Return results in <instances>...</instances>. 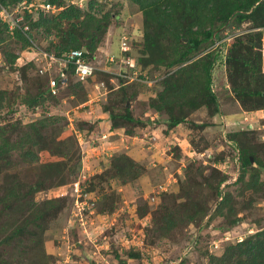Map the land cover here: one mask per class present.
Here are the masks:
<instances>
[{"label":"rangeland","instance_id":"374dc122","mask_svg":"<svg viewBox=\"0 0 264 264\" xmlns=\"http://www.w3.org/2000/svg\"><path fill=\"white\" fill-rule=\"evenodd\" d=\"M43 1L48 0H31V3L37 5ZM64 1L65 5L75 2L85 10L90 0ZM95 1V11H101L102 17L109 15L111 18L105 39L99 44L93 60L96 66L109 71L113 66L109 59L122 56L125 40L129 48L132 47L134 61L147 59L145 47L158 39L155 35L158 24L146 17L130 0ZM259 9L262 12L257 13L256 18L263 19L264 23V7ZM184 10L179 8L182 13ZM15 13L21 15L19 20L23 19L22 8H16ZM189 13L192 14V11L187 10L186 15ZM237 15L219 30L216 27L214 43L205 42L189 56L195 58L193 63L202 57V60L213 61L212 55H216L211 70V87L220 103L221 113L212 116L206 107L193 112L186 107V111L190 112L186 122L170 130L164 121L168 118L167 114L157 113L150 106L152 100L163 91L162 81L180 69L187 70L184 73L186 78L193 71L197 72L201 84H205L207 78L203 79L201 66L200 69L197 67L199 70L194 66L182 69L186 64L168 69L151 64L147 72L152 82L148 81V86L133 84L138 96L131 99L128 105L134 109L133 114L137 119L148 120L146 122L159 120L160 125L155 129L138 126V136L144 138L134 137L130 140L125 136L124 129H112V121L103 109L105 104H113L122 98L118 89L124 81L119 82L116 74L110 80L112 86L109 84V87L107 74L101 71L92 79L71 80L69 85L83 86L81 92L85 94L86 102L79 105L67 85L57 96V102L48 101L43 108L27 107L23 102L30 98L29 94H36V80L40 78V73L30 65L36 61V53L43 51L47 42L32 39V48L20 50L18 42L8 37L4 27L6 22L0 20V39H7L9 45L5 47L4 43H0V90L6 92L0 109V125H27L44 117L60 116L63 118L60 125H66L75 133L81 158L78 173L70 175L65 170V175L69 176L67 184L45 188L35 193L34 198L28 199L39 204L57 200L55 208L59 215L51 216L46 223L35 224L32 219L34 214L25 207L26 202L18 201L17 194H25L42 173L39 164L31 165L21 158L22 140L13 132L11 165L0 175V242L11 228L16 229L22 222L26 224L27 231L21 238H12L9 245L1 246L0 264H33L34 260L37 264H219L218 258L227 248L258 231H264V187L255 192L248 191L240 182L242 170L237 162L239 152L235 148L249 151L256 148L259 157L264 158V129L260 126L264 118L262 122L255 123L249 117H243L241 120H230L229 126L222 118L234 109L243 110L235 97L246 81L236 79V74L232 80L230 68L225 64L232 40L244 35L255 44L261 34L264 49V27L254 29L255 23L250 20L240 23ZM193 21L185 17L176 31L168 28L169 32L167 30L165 34H162L164 29L160 28L162 38L158 46L166 61L179 58L187 50L184 43H188L189 39L185 38L180 44L177 34H184L186 28L199 33V24ZM163 23L168 25L166 21ZM209 28L204 25L203 31ZM146 35L152 38L148 39ZM198 38L202 39L204 35ZM11 43L15 44L10 46ZM255 49L256 52L258 49ZM5 52L18 55L15 66L8 63ZM24 67H28L26 76L21 71ZM261 67L264 72V58ZM258 80L257 75H253L249 82L256 86ZM113 85L116 88L112 92L110 88ZM186 87L189 89L183 96L192 98L198 95V84L188 81ZM192 87L194 89L188 93ZM115 110L124 111L123 105L119 102ZM79 127L84 131H80ZM233 134L234 138L231 136ZM122 154H128L139 163L144 168L143 172L133 181L123 182L111 177L101 182L97 191L89 193L91 183L100 182L96 177L110 166L112 158ZM42 156L44 162L58 158L49 152ZM261 181L264 186V174ZM50 182L45 181L49 186ZM218 186L223 196L229 195L236 215L228 217L226 207L224 214L217 213L220 202L216 192ZM101 195H114L117 206L113 212H109L110 207L106 202L100 201ZM169 215L174 221L168 227L164 218ZM235 218L241 219V222L232 227L230 222ZM39 242L42 244L36 251Z\"/></svg>","mask_w":264,"mask_h":264},{"label":"trees","instance_id":"16d2710c","mask_svg":"<svg viewBox=\"0 0 264 264\" xmlns=\"http://www.w3.org/2000/svg\"><path fill=\"white\" fill-rule=\"evenodd\" d=\"M130 1L136 4L140 11L144 12L146 17L153 19L158 24L155 31V35L158 36V39H154V42L147 46L145 45V51L148 52L145 54L147 59L142 58L139 62H137V59L134 61L135 58L132 55V47H130L128 51H122V56L116 58L113 62L109 59V63L113 66L110 67L109 71H104V73L107 74L106 83L108 87L109 84L112 86L110 80L115 76V73L121 72L123 75L127 76V78L116 76L119 82L124 81L123 85L118 89L122 93L121 100L103 106L104 112L109 115L112 121V129H124L125 136H127V138L129 137L130 140L138 136V126L143 128L152 126L155 128L157 125H160L159 120L146 122L148 120L137 119L136 115L133 114L134 109L128 105L131 99L138 96L136 87H132V85L143 84L148 86V81H151V75H149V77L147 72L149 66H152L151 64L155 66L162 65L168 69H173L182 64H186L182 69L187 66H194L195 69H198L199 66H201L203 69V79L207 78L205 84H201V77L197 75V72L193 71V73L186 78L184 73L187 70L180 71V69L162 81L163 91L159 92L157 97L152 100L150 106L157 113H162V115L167 114L168 118L164 121H166L170 130L186 122L190 114V112L188 113L186 111V107L192 112L199 108L206 107L209 109V113L212 116L221 113L220 103L211 87V70L216 55H212L213 61L202 60V58H204L202 57L199 59L200 61L197 60L193 63L191 62L195 58L192 59L189 58V56L192 52L197 51L205 42L211 41L214 43V34L216 30L226 25L227 21L237 13V19L240 23L250 20L255 23L254 26L256 27L254 29L264 27L263 19L256 18V16H258L257 13L262 12L259 8L264 7V0H181L182 2H180V0ZM88 2L89 4L85 10L75 2L65 5L64 0H48L37 3V6L41 4H50L60 9L55 13L41 8L37 10L32 9L30 12L28 6L31 4V0H0V5L4 6L10 13H15L16 8H22L24 11L23 20L18 22L14 29H10L9 22L4 23L5 31L9 34L8 37L18 42L21 46L20 50H25L28 47L29 49L32 48V39L46 41L47 43L43 51L53 55L57 59L65 57L74 49L82 50L86 48V58L90 63L96 65L93 60L99 49V44L105 39L111 18L109 15H104L102 17L101 11H95V6L97 5L95 0H90ZM179 8L185 9L183 13L179 11ZM187 10L192 11V14L189 13V15H186ZM14 15L16 18L21 16L19 13H15ZM184 16L194 20L193 22H197L200 31L199 33H195L196 31L186 28L184 34H177L176 37L180 41V44H183L182 41H184L185 38L189 39L188 43H184V45L187 46V50L182 52L179 58H175L173 61L168 62L166 58L161 55L163 52L158 46V42L160 38H162V34H165L168 28H171L170 30L175 29L176 31V27L182 23V20L185 18ZM163 20L166 21L168 25L163 23ZM204 25L210 28L207 31H203ZM216 27L218 29H216ZM160 28L164 29L162 34L159 32ZM199 35H204V38L199 39ZM146 37L148 39L152 38V36L148 35H146ZM0 43H4L5 47L9 46L7 45V39H0ZM14 44L15 43H11L10 46ZM255 48L258 49L256 52ZM263 50V37L261 34H259V40L255 44L253 40H248L244 35H240L232 40L231 47L225 59V64L230 68L229 71L232 80L235 78L234 76L236 74V79L240 78L243 79L244 82L246 81V84L242 85L244 87L239 90V92H236L237 96L235 97L242 106V109L246 112L264 109V89L261 90L264 87V72L261 67L264 58ZM209 54L210 53L205 56ZM4 55L11 66L16 65V61L19 58L17 57L18 55L10 54L9 52H5ZM31 66L39 73L35 62L31 63L30 67ZM27 70L28 67L21 69L24 76H26ZM75 70L76 68L73 65H70L68 69H66V82L56 73L58 71L55 70L51 75L40 74V78L36 80V94H29L30 98L23 103L29 108H43L48 101L57 102V96L67 85L70 94L73 98L77 99L78 105L84 102L86 96L81 92L83 86L81 84L73 85V83L69 85L71 80L77 78ZM54 75L56 76L54 77ZM253 75H257L259 78V82L256 86H253L249 82ZM134 77L135 79H133ZM52 79L57 81L58 92L56 94H53V89L51 88ZM188 81L200 86L199 93L196 97L193 96L191 98L189 96L190 98H188L187 96H183L189 89L186 87ZM115 88L114 86L110 89L113 92ZM193 89L194 87H192L188 93ZM83 94L84 96H82ZM5 95L6 92L0 90V109L3 107ZM119 102L124 108L122 112L115 110V106H117ZM61 120L63 121V118L60 116H49L27 125H23V123H10L6 126L0 125V175L11 165V137L15 132L22 140L20 141L21 145H23L21 158L26 163L31 165L39 164L40 166V173L42 174L38 176L39 180L36 184L29 186L28 190L24 192L25 194H17L18 201L26 202L24 204L25 207L29 209L31 214H34L32 219L35 224L46 223L51 216L57 217L59 215L58 209L55 208L57 206V200H47L39 204L34 200L28 201V199L30 197L34 198L35 193H39L45 188L59 187L63 184H67L66 181L69 176L65 175V170H68L70 175H72L78 173L81 165V158L79 157L80 147L75 138V133L69 130L66 125H60ZM79 130L84 131L82 127H79ZM231 136L234 138L235 135L233 134ZM235 148L239 152V159L237 162L242 170L240 182L244 183L248 191L255 192L262 189L264 186L261 185V175L264 174V158L259 157L256 148H251L250 151L246 149L242 150L238 147ZM46 152L58 158L44 162L42 155ZM74 161H76V164H74ZM3 163H6V165ZM143 170L144 168L128 154L118 155L113 157L110 166L96 177L100 182H98V184H94V182L91 183L88 192L97 191L99 186H101L103 182L108 181L111 177L119 178L123 182L133 181ZM247 174L249 175L248 180L245 181ZM49 180L51 181L50 186L45 183V181ZM216 192L220 199L217 213L224 214L223 209L226 207L228 210V217L233 216V214L236 215L235 207L230 204L229 195L223 196L222 191H219V186ZM105 196L106 195H101L100 201L106 202L105 204L110 207L109 212H113L117 206L115 197L114 195ZM6 199L8 200L9 197L7 196ZM228 205H230L229 208H227ZM194 215L196 216L197 212H195ZM170 216L171 215L164 218V223L166 222L168 227L172 225L174 221ZM194 218L193 216L192 220H194ZM239 222H241V219L235 218L230 222V225L235 227ZM165 230L167 231V228H165ZM26 231L27 226L23 222L16 227V229L11 228L7 236L0 242V248L2 245H9L11 239L14 237L21 238ZM2 232H4V230ZM41 244L42 242L38 243L36 251L40 249L39 246H41ZM1 253L0 251V254ZM218 260L219 264H264V231H258L248 236L246 239L239 241L238 244L230 246ZM5 263L6 262H3V264ZM33 264H37L36 260L33 261Z\"/></svg>","mask_w":264,"mask_h":264},{"label":"built area","instance_id":"2783aa9c","mask_svg":"<svg viewBox=\"0 0 264 264\" xmlns=\"http://www.w3.org/2000/svg\"><path fill=\"white\" fill-rule=\"evenodd\" d=\"M38 8H41L46 11H52L54 13L60 10L58 8L51 6L50 4H45V5L41 4L37 6L31 3L28 6L30 12L32 11V9L37 10ZM12 15L14 16V13H10V11H8L5 7L0 5V20H2L3 22H9L10 29H14L17 23L23 20V19L19 20V18L16 17L13 18ZM11 24L14 27H12ZM129 49L130 48L125 40V42L123 43L122 51H128ZM86 54H87L86 48H83L82 50L74 49L65 57L57 59L53 55H50L45 51L39 50L36 53L38 57L35 61V64H37L39 73L41 75H49V74L51 75L52 72L55 70L58 71L56 73H58L60 77L64 79V82H66V73H67L66 69H68L70 65H73L76 68L75 70L76 77L79 80L84 81L96 76L98 71H103V72L105 71V69H100L96 65L90 63L85 56ZM114 60H115L114 58L110 59L111 62H113ZM115 74L117 77L127 78V76L123 75L121 72H117ZM51 88L53 89V94H56L58 92L57 81L55 79L51 80Z\"/></svg>","mask_w":264,"mask_h":264},{"label":"crops","instance_id":"0c3cea01","mask_svg":"<svg viewBox=\"0 0 264 264\" xmlns=\"http://www.w3.org/2000/svg\"><path fill=\"white\" fill-rule=\"evenodd\" d=\"M239 104V103H238ZM240 109H242L241 108V106H240ZM264 112V109L263 110H257V111H252V112H246V111H244V110H240V111H235V109H234V111L233 112H231L230 114H228V115H224L222 118L224 119V120H226V123H225V125L227 124H229L230 123V120H241L243 117H245V118H250L251 120H253L255 123H260V122H262L263 120V113ZM155 120V119H154ZM248 120V119H247ZM151 121H153V119L151 120ZM251 124V123H250ZM253 125V124H252ZM229 126V125H228ZM260 126L264 129V121L262 122V123H260ZM152 127V126H151ZM156 127H158V125L156 126ZM155 127V128H156ZM155 128H153L152 127V129H155ZM146 129V128H145ZM138 135H140V133L138 134ZM136 137H141V139H143L144 137L143 136H136Z\"/></svg>","mask_w":264,"mask_h":264},{"label":"water","instance_id":"95a60500","mask_svg":"<svg viewBox=\"0 0 264 264\" xmlns=\"http://www.w3.org/2000/svg\"><path fill=\"white\" fill-rule=\"evenodd\" d=\"M85 50V49H84ZM252 162L254 163V160L252 159Z\"/></svg>","mask_w":264,"mask_h":264}]
</instances>
